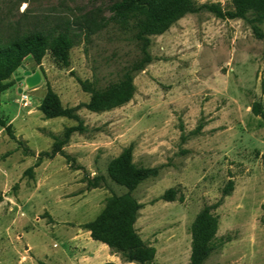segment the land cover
<instances>
[{
    "label": "rangeland",
    "instance_id": "1",
    "mask_svg": "<svg viewBox=\"0 0 264 264\" xmlns=\"http://www.w3.org/2000/svg\"><path fill=\"white\" fill-rule=\"evenodd\" d=\"M113 1L0 0L3 41L41 30L72 42L68 65L50 48L41 63L27 56L1 95L0 117L16 138L0 126V264H139L86 232L75 236L126 192L108 164L131 144L136 164L160 167L133 191L142 205L136 228L157 264H189L191 225L216 203L219 227L204 264H264V119L253 112L257 101L264 109V14L231 17V0H194L198 11L151 36L152 60L134 71L133 97L105 111L81 107L83 129L65 155L40 159L54 135L79 124L44 116L48 86L63 106H77L91 96L79 79L104 87L141 56L135 28L111 19ZM206 3H220L225 16ZM26 70L41 82L29 86ZM97 175L106 181L88 188L86 177ZM169 188L174 200L161 198Z\"/></svg>",
    "mask_w": 264,
    "mask_h": 264
},
{
    "label": "trees",
    "instance_id": "2",
    "mask_svg": "<svg viewBox=\"0 0 264 264\" xmlns=\"http://www.w3.org/2000/svg\"><path fill=\"white\" fill-rule=\"evenodd\" d=\"M232 8L228 14L231 17H244L249 11L264 14V0H231ZM201 7L214 12L218 17L225 13L220 3H206ZM109 9L111 19L124 26L132 25L135 28V38L140 48L141 56L121 78L104 87H97L87 80L79 79L82 88L91 93L88 102L77 106H63L60 96L48 86L39 109L46 118L68 117L79 121V124L68 126L61 136L54 135V143L50 151L40 153L53 158L57 154L65 155L63 146L70 141L73 132L82 130V119L78 110L86 107L91 111H105L128 102L136 90L134 71L142 69L152 60L149 46L151 36L162 34L174 22L187 13L200 9L194 0H114ZM72 42L65 33L59 32L56 37L41 31L33 30L24 34H17L8 41L0 39V105L1 95L12 83L10 76L23 64L27 56H32L37 63H41L46 51L52 49L55 59L69 64L68 51ZM253 112L264 119L262 103L253 104ZM0 126L12 137L16 138L12 123H7L0 117ZM23 145V141L19 140ZM28 149V148H26ZM70 158V156H68ZM264 158V156H263ZM158 166L138 165L133 160V145L125 147L108 164V175L118 185L124 186L126 192L113 194L107 199L106 205L100 213L86 223L93 239L108 245L112 250L119 252L123 259L139 264H157L156 248L148 244L139 234L136 222L142 205L134 196L133 191L144 180L159 174ZM88 188H96L106 181L103 175L86 177ZM233 182L230 181L224 191L228 195ZM175 188H169L161 196L166 200H174ZM214 205H206L195 217L191 225V254L189 264H204L214 249V239L219 227V217L213 213ZM115 264V263H106Z\"/></svg>",
    "mask_w": 264,
    "mask_h": 264
},
{
    "label": "water",
    "instance_id": "3",
    "mask_svg": "<svg viewBox=\"0 0 264 264\" xmlns=\"http://www.w3.org/2000/svg\"><path fill=\"white\" fill-rule=\"evenodd\" d=\"M24 68H25V65L22 64V65L18 68V70H19V71H23ZM24 72H25V75L27 76V77L25 78V82H26L29 86H35V85H37L38 83L41 82V80H42V75H41V73H40L39 71H37V72H35V73H32V72L26 70V71H24ZM22 78H24V77L21 76V77L18 78V80H20V79H22ZM21 90H22V88H20V91H21Z\"/></svg>",
    "mask_w": 264,
    "mask_h": 264
},
{
    "label": "crops",
    "instance_id": "4",
    "mask_svg": "<svg viewBox=\"0 0 264 264\" xmlns=\"http://www.w3.org/2000/svg\"><path fill=\"white\" fill-rule=\"evenodd\" d=\"M84 232H86V233H88V234L90 235V230L86 228L85 230L81 229L80 232H79V234H76L75 236L78 237V236L82 235ZM105 245H106V244H105ZM107 246H108V245H107ZM84 249H85V248H83V250H84ZM110 249H111V248H110ZM84 255H85V254H84ZM75 259H77V258H74V260H75Z\"/></svg>",
    "mask_w": 264,
    "mask_h": 264
}]
</instances>
